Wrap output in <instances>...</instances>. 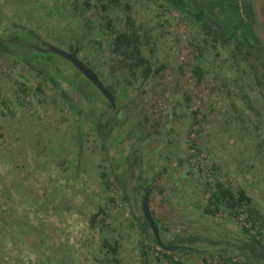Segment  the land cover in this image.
<instances>
[{
	"label": "rangeland",
	"instance_id": "rangeland-1",
	"mask_svg": "<svg viewBox=\"0 0 264 264\" xmlns=\"http://www.w3.org/2000/svg\"><path fill=\"white\" fill-rule=\"evenodd\" d=\"M82 1L74 9L70 0H0V36L15 32L27 42L70 50L73 32L86 33L78 56L106 73L109 36L99 9ZM109 14L118 24L133 16L165 68L117 89L113 107L97 89L93 111L110 121L105 143L93 125L96 116L85 117V101L69 86L67 78L81 76L67 59L16 41L0 50V264H171L166 255L183 264H243L238 245L248 237L242 226L264 237V99L255 91L250 107L240 99L251 86L229 58L234 41L206 43L201 24L169 0H122ZM215 15L225 16L218 8ZM84 22L94 26L92 34ZM93 38L100 47L86 43ZM196 64L203 69L199 83ZM54 65L65 73L57 74L74 108L46 78ZM216 180L246 190L253 225L246 213L202 211ZM143 186L150 188L160 239L199 236L189 242L196 252L154 243L142 226ZM103 237L118 241V261L109 259Z\"/></svg>",
	"mask_w": 264,
	"mask_h": 264
},
{
	"label": "trees",
	"instance_id": "trees-1",
	"mask_svg": "<svg viewBox=\"0 0 264 264\" xmlns=\"http://www.w3.org/2000/svg\"><path fill=\"white\" fill-rule=\"evenodd\" d=\"M169 1H171L174 7L186 13L191 20L201 24L203 29V40L206 43H210L215 47L217 45L224 46L231 41H234V46L231 49L229 58L233 60L234 65H237L236 67L238 71H240L239 76L246 81V84L251 86V89L248 91L244 89L241 90L239 95L240 99L247 107H250L251 91H255L261 99H264V47L260 44L253 32L251 23L253 19V8L251 0ZM121 2L122 0L82 1L83 5L87 8L95 7L99 9L100 18L103 21L101 22L103 24V30L109 36V69L106 73H100L94 69L93 70L98 76H100V78L105 74L113 78L112 81L104 84L113 94L115 104L117 103V89L126 88L127 85H134V83L144 82L147 78L158 74V72L165 68L164 62H159L154 59L152 48L150 46L151 39L146 33L140 30L141 27L136 23L133 16L130 14L125 15L122 25L118 24V20L109 14L110 10L119 6ZM190 4L193 5L192 9L187 7ZM70 5L72 8L77 9L81 4H78V0H70ZM216 8L220 9L225 15L223 18L215 15ZM206 16L218 21L221 24V28L211 25L207 21ZM82 25L85 26L88 34H92V30H94L92 24L84 22ZM27 34L35 38L37 41H41L39 34L34 30L29 29ZM86 37V33L77 36L73 32V38L69 42L70 51L75 47L80 50ZM11 39H18L17 33H10L7 36V39L0 36V50L9 51L5 43L12 42ZM89 41L95 42L99 47L101 45V40L98 38H93L91 40L87 39L86 43H89ZM44 44L45 43H41L42 46ZM146 46H150L148 49V51H150L149 53H146L144 50ZM30 47L31 50L43 53L32 46ZM90 53L92 54V52ZM75 70L77 69L75 68ZM47 71L46 78H48V80L60 91L63 99L68 105L74 108L76 104L68 93V89L61 84V79L57 74L60 73V76L64 77L65 73L61 71L57 65L52 66V70ZM192 71L196 82L199 83L203 75L201 65L196 64L192 66ZM79 75L81 76L79 79L67 78L69 86L76 89L79 98L85 101L86 108H84V110L82 109L85 117H91V115L96 116L93 118V125L102 136L104 142L109 135L111 128L108 126L110 123L109 119H103L102 114L97 115L96 112L94 113L93 111V109H95V101L98 99L96 93H99V91L81 73H79ZM90 85L94 87V91H91L92 88ZM106 104L109 107H113L108 100ZM100 174L102 178H105L106 174L103 170ZM251 200L252 198L247 194L243 187L236 188L221 180H216L207 196L206 204L202 211L206 214H216L220 209H225L232 216H236L239 213H246L245 220H249L250 225H253L256 222L257 217L255 216V209L251 205ZM142 226L144 228H149L145 219L143 220ZM242 227L247 231L248 237L242 245H238L240 249L238 255L245 260L242 263L247 264V262L254 261L256 262L255 264H264V237L262 233H259V236H256L249 233L246 227ZM150 235L154 243L161 245L164 249H174L178 247L179 250L188 254L192 253L189 250V247H191L189 246V242H193L199 238V236L196 235L181 236L176 233H171L167 238H161V242H157L152 232H150ZM101 246L108 253L109 259L114 262L118 261L117 254L119 244L116 239L110 240L107 237H103L101 240ZM166 256L171 264H183L181 260H174L170 255ZM260 259H262V262ZM104 264H108V262L105 261Z\"/></svg>",
	"mask_w": 264,
	"mask_h": 264
},
{
	"label": "water",
	"instance_id": "water-1",
	"mask_svg": "<svg viewBox=\"0 0 264 264\" xmlns=\"http://www.w3.org/2000/svg\"><path fill=\"white\" fill-rule=\"evenodd\" d=\"M251 4L253 8V19L251 21L253 32L257 37V39L259 40L260 44L264 47V0H251ZM206 19L211 25H214L217 28H221V24L218 21L210 18L209 16H206ZM11 40L16 42L20 41L26 43L27 45L32 46L33 48L39 51H49L57 55H60L61 57H64L65 59L70 61V63L102 93V95L111 103L112 106H114L115 102H114L113 94L109 91V89L106 87V85L98 76V74L78 56L77 47H75L72 51H69L48 42L45 43V46H41L20 39H11ZM142 190H143L142 199H141L142 214L149 228L151 229V232L155 240L157 242H161L158 223L156 222L149 207V201H148L149 187L144 186ZM100 211H101V206H99L97 211L94 214H92L90 218L91 225H93L94 220L98 216ZM189 250L192 252L197 251L192 247H189Z\"/></svg>",
	"mask_w": 264,
	"mask_h": 264
},
{
	"label": "flooded vegetation",
	"instance_id": "flooded-vegetation-1",
	"mask_svg": "<svg viewBox=\"0 0 264 264\" xmlns=\"http://www.w3.org/2000/svg\"><path fill=\"white\" fill-rule=\"evenodd\" d=\"M43 46H45V44H44ZM69 51H70V50H69ZM43 52H48V51H43ZM69 62H70V61H69ZM87 80H88V79H87ZM94 127H95V126H94ZM143 187H144V186H143ZM143 187H142V188H143ZM97 209H98V208H97Z\"/></svg>",
	"mask_w": 264,
	"mask_h": 264
}]
</instances>
